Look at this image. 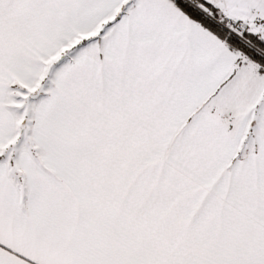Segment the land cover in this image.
<instances>
[{
  "label": "snow or ice",
  "instance_id": "1",
  "mask_svg": "<svg viewBox=\"0 0 264 264\" xmlns=\"http://www.w3.org/2000/svg\"><path fill=\"white\" fill-rule=\"evenodd\" d=\"M0 264H264V0H0Z\"/></svg>",
  "mask_w": 264,
  "mask_h": 264
}]
</instances>
